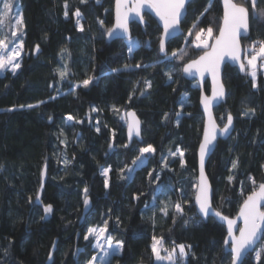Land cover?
<instances>
[{
  "label": "trees",
  "instance_id": "16d2710c",
  "mask_svg": "<svg viewBox=\"0 0 264 264\" xmlns=\"http://www.w3.org/2000/svg\"><path fill=\"white\" fill-rule=\"evenodd\" d=\"M15 3L24 19V54L15 74L7 70L0 75V264H46L55 239L51 264H87L96 250L93 238L85 241L84 236L90 227H102L105 220L114 239L124 241L121 254L113 256L110 264H163L151 252L153 235L163 236L169 247L173 241L191 245L194 255L189 254L185 264H230L231 255L224 250V226L212 217L206 221L199 217L193 201L196 151L203 128L201 89L196 81L185 79L180 69L203 51L189 44L183 60L160 62L161 30L149 15H145V29L131 25L132 37L140 41L131 55L123 39L106 42L103 33L112 24L113 0H67V18L65 0ZM207 4L208 0H193L188 6L181 24L183 34L167 43L169 56L184 48L186 32ZM246 6L250 9V32L241 40L243 48L264 40V18L252 16L251 6ZM257 7L264 8V0H259ZM77 8L84 17L83 31L72 18ZM221 17L220 0H214L212 10L195 31L211 25L216 35ZM65 63L69 72L61 79L56 70ZM137 63L149 67L136 68ZM125 65L129 67L125 69ZM171 69L175 72L169 80L165 73ZM88 76L96 79L85 88L80 82ZM144 80H150L152 87L141 95ZM222 80L226 100L214 112L220 125L231 113L234 129L227 139L217 142L206 172L213 187V207L234 216L252 190L249 177L257 185L264 182V70L257 74L256 89L249 75L228 64ZM203 91L209 93L207 80ZM40 101L38 107H27ZM13 106L14 110L7 111ZM127 109H134L143 122L140 143L127 144L121 119ZM248 109H254L255 115H241ZM177 112L181 113L179 126L175 123ZM165 113L169 114L167 120ZM68 115L74 119L66 122ZM149 144L156 151L127 176L139 149ZM177 146L185 150L183 167L179 156L169 155ZM164 158H168L167 167ZM64 159L71 162L65 166ZM234 160L238 161L236 169H232ZM44 164L46 180L40 203H36ZM109 166L106 189L101 170ZM120 169H125V178H121ZM85 188L92 207L79 224ZM181 190L186 195L182 196ZM154 195L158 197L155 201ZM176 202L182 205L184 215H177L174 223L172 205ZM165 203L169 205L167 216L160 211ZM49 204L53 211L45 217L44 207ZM244 264H257L254 253L245 257Z\"/></svg>",
  "mask_w": 264,
  "mask_h": 264
},
{
  "label": "snow or ice",
  "instance_id": "6c2138e0",
  "mask_svg": "<svg viewBox=\"0 0 264 264\" xmlns=\"http://www.w3.org/2000/svg\"><path fill=\"white\" fill-rule=\"evenodd\" d=\"M87 0H81V3H86ZM99 2V0H97ZM193 0H115V24L113 27L108 28L104 31V35L109 40L123 39L126 43L127 50L131 55L135 49L140 47V41L133 38L130 33L129 23L131 21H137L139 23H146L144 19L145 11H154L155 15L159 18L162 24L163 32L159 37V52L163 54V61L160 62H171L174 59L183 60L186 53L185 48L174 50L171 55L166 51V41L175 37L180 31V25L186 18L188 6ZM214 0H208L207 6L204 11L196 17L192 26L188 29V35L191 36L193 32L199 27L202 22V18L212 10ZM259 0H244V3H236L235 0H223V16L218 24V35L214 36V30L211 25L206 29L199 28L195 31V40L193 44L195 48L201 49L203 55L190 60L184 64L180 71L189 77H199L200 81H203L206 74L211 76L212 89L211 95H201V104L203 105L204 112L207 115V120L204 125L203 139L199 145V176L196 178L193 188H195V204L198 206V214L201 215L202 219H207L209 216L217 218L221 222L227 224V236L224 238V246L228 253L231 255L230 264H244V259L249 253H254V259L257 264H264V182L256 184L254 178L249 177L252 183V190L243 200L240 206L238 219L242 220V226L237 223V219L229 218L224 216L220 211H216L212 207V195L213 190L209 183L208 177L205 172V160L206 157L211 153L214 147V142L217 137H224L230 135L233 130V116L231 113L227 114L226 123H223V127L217 125L215 118L212 114V108L215 104L222 102L226 96L225 87L221 79L222 66L232 63L233 65L239 66V71L249 75L252 80V88L256 89L257 84V61L261 63L259 67L264 68V40L253 41L248 47L242 48L241 40L246 39L249 35V20H250V9L246 5L251 6V15L257 18H264V8H258L257 5ZM14 8L17 10L15 14ZM64 16L67 18L68 3L65 0L64 3ZM76 17V24L80 31H83V24L81 21L84 19L81 11L77 8L74 12ZM103 26V21H99ZM24 26V19L22 13L18 11V5L15 0H0V72L10 70L13 74L21 68L19 58L23 51V39L22 29ZM187 42V37H185ZM210 41H212L210 43ZM35 50L39 51V45L35 46ZM66 51L62 49V52ZM243 53V60H242ZM246 61V63H245ZM155 65H152L154 67ZM129 66L125 65V69ZM136 68L149 67V65H142L137 63ZM121 69H112L114 72H118ZM61 79H64L69 72L67 63L62 68L56 70ZM175 69H171L165 73L169 80L173 79ZM96 79L93 76H88L84 79L82 85L86 88L93 80ZM145 90L141 91V95L144 91L152 87L150 80L143 81ZM51 87V85H50ZM186 97L187 94L185 93ZM54 99L55 97H51ZM132 96L129 97L131 101ZM40 103L36 105H27L29 108L38 107ZM181 109L184 103L181 102ZM13 108L7 109V111L14 110ZM20 107H25L20 105ZM114 111H119L115 105L112 106ZM92 111H98L93 108ZM177 119L176 125L180 123V112L175 113ZM190 115V114H189ZM243 116H254L255 110L248 109L241 113ZM169 117L168 113L164 114V119L167 120ZM51 120L52 118L49 117ZM74 117L68 115L67 121H72ZM127 124L129 140L133 136H141V121L136 116L134 111H127L121 116ZM223 120V117H221ZM78 123L80 121H77ZM97 127V131H99ZM61 134L63 132L61 131ZM115 135V133L113 134ZM61 143H66L65 140H61ZM128 145H124L127 147ZM109 147H112L110 144ZM156 150L149 144L146 147L139 149V155L134 158L133 165L143 164L145 154H152ZM171 157L179 156L181 159V166H184V155L185 150L177 146L174 152L170 151ZM168 158L163 159L164 167L168 166ZM71 161L64 159L63 163L67 166ZM238 161L232 162V169H236ZM2 167V166H0ZM134 168L127 169V172L131 174L134 172ZM111 167L103 168L101 175L105 177L104 186L107 189L109 187V172ZM46 172L42 170L41 175L43 176ZM122 174L121 178H125L123 173L125 169H120ZM152 173H149L151 178ZM156 180H159V175L156 176ZM229 182L233 180V176L228 177ZM43 187V184H41ZM87 188L84 189V200L83 203L87 207L90 203L87 195ZM244 189L241 187V194L243 195ZM181 195L184 196L186 193L181 190ZM138 199V196L133 197ZM158 199L157 196H153V200ZM39 200V195L37 196ZM175 215H173V222L175 223L176 216H183L184 209L179 202L172 205ZM169 205L164 204L160 208V211L167 216ZM53 211L52 205L44 207L45 217ZM45 217H42L45 218ZM194 218H189V220ZM189 220H185V224L189 223ZM238 231V235L236 234ZM93 237L96 243L93 245L94 249L97 250L96 254L92 255L91 259L87 261V264H110L113 256L121 254L124 247L123 240H115L111 233L108 232V221H104L102 227H90L87 234L84 236L85 241ZM259 245V247H256ZM55 247V245H54ZM191 245L179 244L176 245L173 241V247L169 250L164 246L163 236L157 237L152 236V243L150 245L151 252L155 257L156 261H166L167 264H185V258L191 254ZM187 249V251H186ZM79 252V249H77ZM164 252L165 255L161 253ZM5 256L8 255L7 249L4 251ZM49 259H52L51 252L49 253Z\"/></svg>",
  "mask_w": 264,
  "mask_h": 264
},
{
  "label": "water",
  "instance_id": "95a60500",
  "mask_svg": "<svg viewBox=\"0 0 264 264\" xmlns=\"http://www.w3.org/2000/svg\"><path fill=\"white\" fill-rule=\"evenodd\" d=\"M220 4H221V8H222V16H223V0H220ZM145 15H149L150 17H152V18L155 20V22H156V24L159 26V28H160V30H161V34H162V32H163L162 24H161V22L159 21V18L155 15V12H154V11H151V12H149V11H145V12H144V19H145L146 23H139V22H137V21H131V22L129 23V28H130L131 36H132L131 25H132L133 23H136V24H138L142 29H145V25L148 23L147 19L145 18ZM221 18H222V17H221ZM114 24H115V0H113V7H112V24H111V26H110L109 28L113 27ZM181 24H182V23H181ZM180 29H181V31H180L175 37H173V38H176V37L181 36V35L183 34V29H182L181 25H180ZM249 32H250V29H249ZM161 34H160V36H161ZM218 34H219V33H218V31H217L216 35H218ZM173 38H171V39H173ZM104 39H105V41L108 42V43H110V42H112V41H114V40H117V39L109 40V39L107 38L106 35H104ZM171 39H169V40H171ZM169 40L166 41V51H167V43L169 42ZM211 42H212V41H211ZM211 42H210V43H211ZM241 46H242V43H241ZM158 48H159V43H158ZM242 48H243V46H242ZM35 52L37 53L36 50H35ZM38 52H39V51H38ZM159 53H160V52H159ZM160 55L163 56V54H161V53H160ZM200 55H203V52H202L201 54H199L197 57H199ZM197 57H196V58H197ZM193 59H195V58H193ZM191 60H192V59H191ZM242 60H243V53H242ZM189 61H190V60H189ZM189 61H187L186 63H188ZM186 63H185V64H186ZM228 65H230V66H232V67H235V68H237V69L239 70V66H238V64H237V65H233L232 63H228ZM224 67H225V65L222 66L221 79H222V74H223ZM182 75H183V77H184L185 79H187V80H194V81H196V82L198 83V86H199L200 89H201L200 97H199V108H200V110H201V112H202V114H203V128H202L201 139H200V142H199V145H200V143L202 142V139H203L204 125H205L206 120H207V115H206V113L204 112L203 105L201 104V95H202V93H203L204 95H208V96L211 95L212 79H211V76H210V75H207V74H206V76H205V78H204L203 81H200V78H199L198 76H197V77H189V76H186V75L183 74V73H182ZM206 80L209 82V93H208V94L205 93V92L203 91V84H204V82H205ZM222 81H223V80H222ZM223 84H224V83H223ZM224 87H225V85H224ZM225 91H226V95H227L226 87H225ZM225 100H226V96L224 97V100H223L222 102H219V103L215 104V105L213 106V108H212V114H213V117L215 118V121H216L217 125H219L220 127H223V124L220 125V124L217 122V119H216V116H215V112H214V110H215V108H216L217 106H219L220 104L224 103ZM127 111H134V112L136 113V116H137V117L139 118V120L141 121V136H140V137L133 136V137L131 138V140H129L127 124H126V122H125V135H126L127 144L130 145L133 141H136V142H139V143H140V142L143 141V136H142V135H143V134H142L143 122H142V120L140 119V117L138 116L137 112H136L134 109H127V110L125 111V113H126ZM224 123H226V120H225ZM233 129H234V120H233ZM232 132H233V130L231 131L230 135L232 134ZM230 135H227V136H224V137H220V136L217 137V140L214 142L213 150H212L211 153L206 157V160H205V172H206V165H207L208 159H209V157L211 156V154L213 153V151L215 150V147H216L217 142H218L219 140H225V139H227ZM199 145H198V147H197V151H196V153H197V177L199 176ZM45 166H46V164L43 165V167H42V169H41V173H42V170L45 169ZM206 175H207V172H206ZM207 177H208V175H207ZM45 180H46V172H45V174H44L43 176L41 175L40 187H39L38 192H37V196L39 195V200H37V196H36V198H35V202H36V203H40V196H41V192H42V189H43V187H44V184H45ZM208 180H209V183L211 184V181H210L209 177H208ZM41 184H43V187H41ZM211 188H212V190H213L212 184H211ZM195 191H196V190H195ZM194 197H195V194H194ZM212 197H213V195H212ZM88 199H89L90 203H89V205H88L87 207L84 205V203L82 204V210H81V215H80V218H79V224L82 223V221L84 220L85 215L89 212V210H90L91 207H92V202H91V199H90L89 196H88ZM193 201H194V206H195L196 214H197L199 217H201V215L198 214V206L195 204V199H194V198H193ZM242 203H243V202H242ZM242 203H241V204H242ZM240 206H241V205H240ZM240 206H239V208H238V210H237V212H236V214H235L234 216H228V217H229V218H232V219H237V223L240 224V225L242 226V220L238 219V213H239ZM212 207H213V205H212ZM213 209L216 210L214 207H213ZM216 211H218V210H216ZM223 215H224V214H223ZM224 216H227V215H224ZM209 217L214 218L217 222H219L220 224H222V225L224 226L225 231H226V235H225V237H226V236H227V224H226L225 222H221V221H219L217 218H215V217H213V216H209ZM209 217H208V218H209ZM208 218H207V219H208ZM207 219H206V220H207ZM203 220H205V219H203ZM206 220H205V221H206ZM236 234L238 235V231H237ZM77 236H78V234H77ZM77 236H76V237H77ZM56 243H57V239H55V240L53 241V243H52V245H51V248H50V250H49V253L51 252V254H52V259H51V260L49 259V253H48V256H47V259H46V264H51V263H52V260H53V253H54V251H55V249H56ZM54 245H55V247H54ZM256 247H257V246H256ZM75 248H76V246H75ZM224 250H225V252H227L225 246H224Z\"/></svg>",
  "mask_w": 264,
  "mask_h": 264
},
{
  "label": "rangeland",
  "instance_id": "374dc122",
  "mask_svg": "<svg viewBox=\"0 0 264 264\" xmlns=\"http://www.w3.org/2000/svg\"><path fill=\"white\" fill-rule=\"evenodd\" d=\"M75 12V11H74ZM74 12L72 13V18L74 19V21H75V24H76V17H75V15H74ZM16 13V10H14V13L13 14H15ZM81 23H82V21H81ZM76 26H77V24H76ZM214 34V33H213ZM214 36H215V34H214ZM185 37H187V42L186 41H184V48H185V50H187V48H189L190 47V45L191 44H193V41L195 40V33H193L191 36H189L188 35V31L186 32V34H185ZM185 40V39H184ZM189 40H190V42H189ZM211 42V41H210ZM190 44V45H189ZM23 54H24V50L22 51V53H21V57L19 58V62L21 63V59H22V56H23ZM260 61L258 60L257 61V64H258V68H257V74H258V72L260 71V69H262V70H264V68H261V67H259V65H260ZM8 71H10V70H8ZM5 72V71H4ZM4 72H0V75L1 74H3ZM124 113H125V111H124ZM123 113V114H124ZM122 114V115H123ZM121 115V116H122ZM147 155H149V154H145V158H144V161L146 160V157H147ZM144 163V162H143ZM139 165H141V164H137V165H133V166H131L130 168H136L137 166H139ZM103 170V169H102ZM102 170H101V172H102ZM126 174H127V176H131V174H129L128 172H126ZM87 232H88V230H87ZM87 232H86V234H87ZM91 238H93V237H91ZM93 240H94V243H93V245L96 243V241H95V239L93 238ZM164 246L165 247H167L169 250L172 248V247H169V246H167V245H165L164 244ZM257 247H259V245L257 246ZM96 252H97V250H96ZM162 255H165V253L164 252H162L161 253ZM158 263H163V264H167V262L166 261H157Z\"/></svg>",
  "mask_w": 264,
  "mask_h": 264
}]
</instances>
